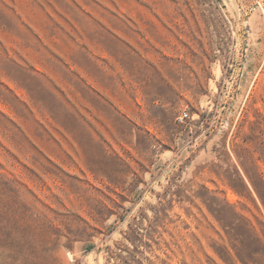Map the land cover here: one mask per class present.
Returning a JSON list of instances; mask_svg holds the SVG:
<instances>
[{"label": "rangeland", "instance_id": "rangeland-1", "mask_svg": "<svg viewBox=\"0 0 264 264\" xmlns=\"http://www.w3.org/2000/svg\"><path fill=\"white\" fill-rule=\"evenodd\" d=\"M0 264H264V0H0Z\"/></svg>", "mask_w": 264, "mask_h": 264}, {"label": "built area", "instance_id": "built-area-1", "mask_svg": "<svg viewBox=\"0 0 264 264\" xmlns=\"http://www.w3.org/2000/svg\"><path fill=\"white\" fill-rule=\"evenodd\" d=\"M189 118V113L188 111H183L179 113L176 117V120L178 123H183Z\"/></svg>", "mask_w": 264, "mask_h": 264}]
</instances>
